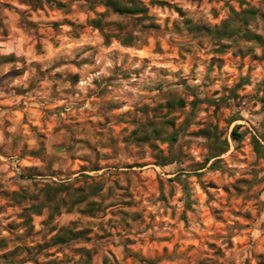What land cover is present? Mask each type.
Instances as JSON below:
<instances>
[{
  "label": "clouds",
  "instance_id": "1",
  "mask_svg": "<svg viewBox=\"0 0 264 264\" xmlns=\"http://www.w3.org/2000/svg\"><path fill=\"white\" fill-rule=\"evenodd\" d=\"M63 2L67 7L60 12L52 11L55 5L50 7L48 0L28 7L19 0H0V33L8 32L6 42L0 45V56L15 52L18 58L15 63L0 61V105L4 106L0 107V178L5 186L15 183L29 193H37L43 180L19 179V174L26 171L21 157L35 151L42 163L32 162L39 163L45 177L63 170L58 181L73 186L60 194L62 200L77 195L78 186L87 192L88 185L103 183L99 195H90L84 204L95 199L104 205L107 215L102 211L96 220L86 221L74 209L71 216L59 215L42 224L41 220L48 216L46 209L42 217L33 219L30 234L23 226L5 231L4 220L0 224V264H85L86 257L76 251L80 247L93 252V264L97 252L107 256L109 264H130L129 256L133 258L131 264H163L165 260L172 264H244L245 260L256 264L254 254L264 252V61L260 65L246 62L253 69L248 73L243 68L236 70L241 61L233 57V67L216 70L209 68L205 53L218 46L217 33L232 30L236 36L231 51L241 49L249 57L264 56V48L245 42V34L249 33L264 38V0ZM161 3L167 7L158 6ZM176 8L184 15H178ZM122 9L129 11L120 14L118 10ZM138 9H144L145 15H138ZM15 10H20V14ZM97 19L101 22L99 27L89 28ZM54 20L71 21L73 29L61 23L53 30L49 22ZM185 21L191 23L185 25ZM152 23L159 27H151ZM174 24L180 26L179 31ZM203 28L210 31L204 32ZM196 29L201 31L197 33ZM68 36L73 40L69 41ZM177 48L182 54L190 49L191 55L178 58L175 66L160 63L175 56ZM12 69L22 70L23 74L5 78ZM76 76L78 81H74ZM234 82L241 86L234 87ZM18 92L24 93L23 100ZM180 99L184 107L170 110L166 106L167 101ZM237 124L241 125L237 131L243 137L240 150H235L234 141L229 139ZM125 125L127 132L123 131ZM141 125L149 135L148 141L124 142L123 138ZM201 127L205 128L203 134L192 135ZM154 130L158 135H151ZM253 139L255 151L250 146ZM84 141L92 147L85 146ZM141 149L143 157L139 155ZM152 156L165 165L152 170L160 176L163 187L157 191L153 185L145 193L132 180L131 198L143 218L128 226L119 215L123 196L113 182L119 179L123 185L125 177H132V172H124L123 166ZM71 157H88L90 164L103 167L107 163L108 167L102 176L97 174L94 179L77 182L70 175ZM214 161L220 162L219 172L211 170ZM169 175L178 182L169 183ZM241 177L248 181L239 185L243 202L233 193L224 205L226 227L216 226L212 229L215 235H205L209 229L202 225H211L212 220L205 212L198 184L216 180L231 189ZM47 182L53 183L50 179ZM212 195L215 199L207 204L208 209L217 208V201L224 200L218 189ZM185 202L191 203L195 211L182 207ZM229 210H238L241 215L250 213V223L245 226ZM60 211L63 213L65 208ZM113 211L116 216L111 215ZM19 212L20 208H9L3 216ZM182 213H188L187 230L163 222L165 216L175 214L178 223ZM197 216L203 217L199 223ZM72 220L78 223L70 224ZM97 225L112 235L98 240ZM85 226L93 227L92 245L69 239L58 251L37 247L50 242L61 227L79 232ZM177 231L185 240H193L191 234L199 232L200 244L186 250L188 245L179 241ZM164 236L179 241L175 249L169 246L167 254H161L156 244L149 243L150 239ZM130 239L135 243H129ZM205 241H214L219 251L213 254Z\"/></svg>",
  "mask_w": 264,
  "mask_h": 264
},
{
  "label": "rangeland",
  "instance_id": "2",
  "mask_svg": "<svg viewBox=\"0 0 264 264\" xmlns=\"http://www.w3.org/2000/svg\"><path fill=\"white\" fill-rule=\"evenodd\" d=\"M20 3H23L28 6H33V4H38L39 0H19ZM48 3L51 7V5H55V8H52V11H60L62 12L66 7L67 4L63 2V0H48ZM9 8V11H13V8L9 5H5ZM41 8H43V5H39ZM107 6V5H106ZM158 6L160 7H167V4L161 3ZM16 14H20V10H15ZM175 11L178 15L183 16L184 13L179 9L176 8ZM138 15L144 16L145 10L143 11H137ZM120 14H123L120 12ZM3 23V20L0 19V24ZM63 23L69 30L73 29V23L68 20L64 21H50L49 24L52 27L53 30H56L60 27V24ZM100 20L97 19L96 21L89 24V28H98L100 25ZM185 25H188L191 23V21H185ZM148 25H146L147 27ZM151 27L158 28L159 25L156 23H152ZM174 27L177 29V31L180 30L179 25H175ZM204 32H209L207 28L202 29ZM193 29H189V32L191 33ZM197 33L201 31V29H196ZM8 36L7 30L4 33H0V45L6 42V37ZM236 36V32L232 30L225 31L224 35H221L219 33L216 34L217 44L218 46L213 48L210 53H205L206 58L210 61L209 68H215L216 70H227L228 68L233 67L231 60L233 57H239L241 63L236 65V70L240 71V69H245L248 73H251L253 71L251 64L246 63L248 61L255 62L257 65H260L262 61H264V56L257 57L255 55H252L251 57L247 56V54L243 53V50L238 49L237 51H231V46L233 41V37ZM69 41L73 40V37L68 36L66 37ZM220 40L225 41L224 43H219ZM245 42L255 44L257 46H261L264 48V43L255 40L251 37V34H245ZM201 48H203V44L201 43ZM39 47V45H37ZM88 47H92L89 45ZM143 52V49L140 50ZM251 51V49H249ZM231 52V56L229 53ZM155 55H159V53H154ZM191 55V50L186 49L185 53L182 54L180 49H176V55L170 56L166 60L160 61L162 64H171L173 66L176 65L177 59H186L187 56ZM17 57L15 55V52H9L7 55L0 56V61L4 63H15L17 61ZM145 60L148 59V57H144ZM35 63V62H34ZM179 70V69H177ZM23 74L22 70L18 69H12L9 73L5 74V78L12 77L16 78ZM79 77H74V81H78ZM241 83H248V81H241ZM241 85L239 83L234 82V87L239 88ZM219 91V90H217ZM21 100H23L24 93L18 92L17 93ZM3 97L0 96V100H2ZM195 101H193V107H195ZM166 106L171 110L174 107L178 106L180 108L184 107V101L183 99H180L179 101L176 100H169L166 102ZM0 107H4L3 105H0ZM144 110H147V105L144 106ZM218 110V109H217ZM16 111H19V109H16ZM91 123V122H90ZM135 123V121L133 122ZM149 125L152 123L151 121L148 122ZM174 122H169L171 125ZM241 125L237 124L233 129L232 132L229 135V139L233 140L234 143L232 147L235 150H240L239 141L243 139L242 134H240V137L236 138L234 135V130L238 129ZM31 127V126H29ZM55 126H53V131H55ZM124 132L128 131L127 125H125V128L123 129ZM205 132V128L201 127L200 132H194L192 135H200ZM139 133V135H138ZM151 135L156 136L158 133L154 130ZM129 139H132L136 143L144 142L146 143L149 139V135L145 133L144 126L141 125L139 127H136L131 132L130 136H125L123 138L124 142H127ZM175 139V137H173ZM115 140L113 139V143ZM85 146L91 148V144L88 141H84ZM54 148L56 147L55 144L52 145ZM250 146L255 151V141L250 142ZM230 154V153H229ZM139 155L143 157V150H140ZM222 155V154H221ZM22 160L25 161L24 167L26 169L25 172H22L19 174V179L23 181H34L37 179L43 180L44 182L40 184L39 191L35 194L29 193V191L15 183L5 186L2 178H0V216H3L4 213L7 212L9 208H20L19 213H12L8 216H3V219H0V224L4 223V220H7V223L4 224V230L11 232L14 229H17L21 226L25 227L27 233L32 232V222L35 217H42L44 215L45 210H48V216L46 219H42L41 223H47L54 219L56 216L59 215H66L71 216L73 215V211L75 209L76 213L79 216L85 217L86 221H93L96 220L100 212L104 211L107 215V212L105 210V207L102 203L97 202V200H92L88 202L87 204H84V201L88 200V197L91 196H98L99 193L103 190L104 184L103 183H93L91 185H88V191L85 192V188L83 186H78L75 188V192L77 195L72 197L70 200L65 201L60 199V194L67 193L73 186L71 184H64L61 181H58V175L62 177L64 175L63 170L59 172H51L47 177H45V174L41 171L39 163L33 164V160H36L38 162L40 161V154L33 151L29 153L27 156L21 157ZM73 161V169L70 172V175H74L77 182L79 181H88L91 179H94L97 174L103 175L105 172V169L108 167V164L105 163L103 167H101L99 164H90L88 157L83 158H70ZM219 161H214L211 165V170L213 171H220V168L218 167ZM3 165V161H0V166ZM165 167V165L157 159L156 156H152L148 159H141L139 161H133L129 164H126L123 166L124 172H132V177L128 178L125 177V183L123 185L120 184L119 179L115 180L114 186L116 189L120 190L122 193L123 198L120 200L121 209L119 211V215L123 217V223L130 226L131 223H135L137 220H141L143 218V213L140 211L135 210V201L131 197L134 195V190L132 188V180H136L137 183L140 184V188L143 189L145 193L148 191V187L153 186L157 191H161L163 187V181L161 180L160 176L157 172L152 171L153 169H161ZM137 172H139V175H137ZM223 174V173H221ZM13 175H16L13 173ZM9 179L11 180L12 177L10 176ZM52 180L53 183H48V180ZM198 179V178H197ZM167 180L169 183H172L173 180H177L176 177L169 175L167 177ZM178 182V180H177ZM248 181L241 177L233 182V186L230 189L227 184L221 185L216 180H209L207 185L205 184H198L199 191L203 194L204 197V204H205V212L208 216L211 217L212 224L211 225H202V227H206L209 229L205 235H215L214 232H212V229L216 226L221 227L222 229L226 227V220L227 217L223 214L224 213V205L228 203V200L230 197H232L233 193H236V199L242 201L243 191L240 189V184H246ZM183 187H187L186 185ZM219 190V193L224 197L223 202L217 201V204L219 205L215 209H208L206 206L209 202L213 201L215 197L212 195V192H215L216 190ZM211 190V192L209 191ZM109 192L112 191L111 188L108 189ZM43 196L44 199L41 200L40 197ZM161 199H164L161 197ZM84 204L83 207L77 208V205ZM65 208V211L61 213L60 209ZM111 207V205L109 206ZM182 207H185L189 209L190 212H194L195 210L192 208V204L185 202ZM232 211V210H229ZM232 214L234 216H238L241 223H244L245 226H247L250 223V213H246L244 215H241L240 212L232 211ZM112 216H116L117 212L113 211L111 213ZM14 217V218H13ZM202 216L196 217V222L199 223L202 219ZM164 223L171 222L174 226H177L178 228H183L187 230L189 227L188 224V213H182L179 217V221L177 223V218L175 214H172L170 216H165ZM70 224L75 225L78 223L76 220L69 221ZM99 228V231L96 233V238L98 240H103L105 236H111V232H105L102 225H97ZM55 229H53L54 231ZM92 233H93V227L92 226H85L81 229L79 232H73L71 229H66L64 227H61L60 233H57V235L53 236L51 238V241L47 244L41 246L37 245V247H40L42 250L43 248H53L57 251L65 245L69 239H76L78 240L81 245H92ZM193 235V240H185L184 236L180 234L179 231L176 232V236L179 237V241H183L184 243H187L188 248L186 250H191L192 248L197 247L200 244L199 236L200 233L196 232L191 234ZM179 241L173 242L172 239H170L168 236H164L157 240H149V243L156 244L157 251L161 254H167L169 250V246L172 248H176L179 246ZM129 243H135L134 240H129ZM208 249L213 251V254H216L219 249L217 248V245L215 242H207ZM232 245L229 244L228 247H231ZM77 254H83L84 257H86L85 264H93V252L90 249H86L84 247H80L77 250ZM111 254V253H110ZM97 260L96 264H109L108 257L107 256H100L99 253H96ZM253 259L256 261V264H262L264 262V252L254 254ZM128 260L130 261V264L133 260L131 256L128 257ZM163 264H172L171 260H165ZM199 264H204L203 261H200ZM244 264H249L247 260L244 261Z\"/></svg>",
  "mask_w": 264,
  "mask_h": 264
},
{
  "label": "trees",
  "instance_id": "3",
  "mask_svg": "<svg viewBox=\"0 0 264 264\" xmlns=\"http://www.w3.org/2000/svg\"><path fill=\"white\" fill-rule=\"evenodd\" d=\"M109 2L111 3V0H109ZM144 9H138L137 11H143ZM119 12L123 13L124 11H129L127 9H122V10H118ZM225 31H221L219 32V34L221 35H224ZM251 37L254 38L255 40L257 41H260V42H263L264 43V38H261V37H258V36H255L254 34H251ZM234 135L236 138L240 137V134L237 132V130L235 129L234 130ZM262 264H264V262H262Z\"/></svg>",
  "mask_w": 264,
  "mask_h": 264
}]
</instances>
